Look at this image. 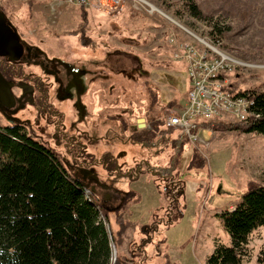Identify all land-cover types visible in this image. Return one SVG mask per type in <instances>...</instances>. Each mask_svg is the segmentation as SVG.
Returning a JSON list of instances; mask_svg holds the SVG:
<instances>
[{
    "label": "rangeland",
    "instance_id": "1",
    "mask_svg": "<svg viewBox=\"0 0 264 264\" xmlns=\"http://www.w3.org/2000/svg\"><path fill=\"white\" fill-rule=\"evenodd\" d=\"M195 2L199 16L191 14L185 0H127L117 15L71 0H0L24 50L40 55L22 62L25 76L13 90L17 105L0 108V126L23 123L80 179L90 172L119 187L143 162L139 184L128 189L142 201L132 211L150 223L171 212L173 224L154 233L150 246L142 245L148 238L129 228L125 245H112L113 262L133 235L127 249L130 264L144 258L149 264H207L217 245H232L218 213L234 208L252 183H264L262 134L216 131L215 122L210 136L202 132L206 142L180 144L178 128L148 140L138 137L151 128L147 108L167 99L187 103L185 65L174 55L178 48L194 44L212 50L210 44L243 63L229 76L233 86L264 91V0ZM83 12L89 18L85 39L75 33L85 22ZM80 72L94 79L91 99L71 86ZM166 163L173 170L163 169ZM153 170L159 174L151 176ZM109 215L114 225L116 215ZM263 250L264 227L249 237L244 263L257 264Z\"/></svg>",
    "mask_w": 264,
    "mask_h": 264
},
{
    "label": "trees",
    "instance_id": "2",
    "mask_svg": "<svg viewBox=\"0 0 264 264\" xmlns=\"http://www.w3.org/2000/svg\"><path fill=\"white\" fill-rule=\"evenodd\" d=\"M185 1L191 14L199 16L195 0ZM83 19L81 31L75 33L85 39L89 22L86 12ZM183 63L186 71L179 68L176 71L186 74L187 99L191 87L187 64ZM177 83L179 88L180 78ZM233 89L240 95H248L254 101L253 109L262 118L249 125L219 121L215 130L264 135V91L237 86ZM181 106L180 100L169 99L155 109L147 108L146 120L151 128L138 137L148 140L171 131L166 124L165 111ZM211 124L200 126L209 128ZM197 131L195 128L194 132ZM86 186L82 179L69 173L55 152L30 135L23 123L0 126V264H130L132 259L119 252L112 261V245L122 247L126 232L136 226L126 215L130 206L139 201L138 193H126L128 198L124 205L114 211L113 225L111 211L95 195H92L93 201L87 199ZM217 216L231 236L232 245H217L207 264H245L249 237L264 227V183H252L234 208ZM165 222L172 224V215ZM148 261V258L140 259L139 264H149ZM257 264H264V250Z\"/></svg>",
    "mask_w": 264,
    "mask_h": 264
},
{
    "label": "built area",
    "instance_id": "3",
    "mask_svg": "<svg viewBox=\"0 0 264 264\" xmlns=\"http://www.w3.org/2000/svg\"><path fill=\"white\" fill-rule=\"evenodd\" d=\"M80 6L93 7L112 15H117L127 0H71ZM137 1V0H136ZM143 1V0H138ZM212 50L202 49L196 45L185 46L175 51L177 60L186 62L190 82L187 103L166 115V124L170 129H181L180 144L189 140L206 142L201 138L204 130L212 129L200 126L202 123L226 121L249 125L260 120L262 115L253 109L254 101L248 95H240L233 89L230 74L243 63L227 56L208 44ZM198 128L197 132L194 129ZM202 130V131H201ZM84 193L93 201L92 193L85 188Z\"/></svg>",
    "mask_w": 264,
    "mask_h": 264
},
{
    "label": "flooded vegetation",
    "instance_id": "4",
    "mask_svg": "<svg viewBox=\"0 0 264 264\" xmlns=\"http://www.w3.org/2000/svg\"><path fill=\"white\" fill-rule=\"evenodd\" d=\"M25 52L26 51L24 50V54L20 60L17 61L11 60L9 57L0 56V73L8 82L12 83V91L17 85V80L25 76L22 62L26 60H39L40 55L36 54L34 49L30 48L26 53ZM80 75H83V73L80 72L76 74V80L71 86L74 84H79L78 82L80 81L78 80L81 78ZM79 89H81V87H79ZM16 105L17 101L15 95L12 101L5 96H0V108L2 110H5L7 107H16ZM88 173L85 174L86 177L84 179L82 178V180L87 184L86 187L91 191L92 195H95L98 200H100L102 204L111 212L120 209L127 200L128 195H124L119 188L110 186L105 181L100 180L98 176L91 177V173ZM105 187L109 188L106 189Z\"/></svg>",
    "mask_w": 264,
    "mask_h": 264
},
{
    "label": "crops",
    "instance_id": "5",
    "mask_svg": "<svg viewBox=\"0 0 264 264\" xmlns=\"http://www.w3.org/2000/svg\"><path fill=\"white\" fill-rule=\"evenodd\" d=\"M91 40L89 41V43L91 44ZM89 74H87V76H86V74H83V76H81V78H79V80L78 81H80V82H78L79 84H74L72 87H81V93H83L85 96H87L89 99H91L93 96H94V93L93 94H88V92H89V90L91 89V86H90V84H91V82L92 81H94V79L93 80H88V77H92L91 75L90 76H88ZM99 87V84L97 83V82H95V87ZM92 90H95V88H92ZM157 100H159L160 101V98H158L157 97ZM167 100H169V99H167ZM167 100H164L165 102L167 101ZM161 102V101H160ZM183 103V102H182ZM162 104V103H161ZM185 105V103L184 104H182V106L181 107H183ZM159 107L160 106V104L159 105H155V107H154V105H153V107H154V109L156 108V107ZM181 107H178L177 108V110L178 109H180ZM147 121V120H146ZM133 131H135V130H138V129H141V127H130ZM204 131H206L207 132V135L208 136H210V132H208L207 130H204ZM201 134H202V132H201ZM202 136V135H201ZM201 138H203V137H201ZM142 163V166H143V162H141ZM141 163H140V168L142 167L141 166ZM150 167V166H149ZM168 167H170L172 170H173V167L172 166H170V164H168V163H166V166L163 168V169H165V168H168ZM140 168L138 169L139 171H137L136 173H137V175L138 174H141V172H140ZM171 169H166V170H171ZM171 170V171H172ZM136 173H135V175H133V177H123L121 180H120V182L117 184V186H119V187H117V188H119L120 190H121V192L125 195L129 190V188L132 186V184L133 183H136L135 185H137V184H139V181H140V179H141V176H142V174L139 176H136ZM134 174V173H133ZM151 174V176H156L157 174H159V171H152V173H150ZM149 174V175H150ZM172 174V173H171ZM175 174H177V173H175ZM145 176H146V174H145ZM174 181H176V180H174ZM174 181H172L173 183H174ZM179 188H182V186H183V183H181V181H180V183H179ZM114 187H116V186H114ZM124 187V188H123ZM126 188V189H125ZM136 193H138V192H136ZM127 195V194H126ZM142 203V201H138V202H136V203H134L132 206H131V210L129 211V213L126 215V217L129 219V220H131L132 222H134V223H136V226L135 227H132L131 228V231H132V234L133 235H135V233H138V235L140 234L141 236H142V238L141 239H143V238H148L149 239V241H144V243H142V245L143 244H147V245H151L150 244V242H151V240H152V236L153 237H155V234L154 233H157L159 230H160V228H162V227H168V225H170L168 222H165V220H168L169 221V219H170V216H171V212H169L168 213V217H167V219H165V218H163L162 219V221L161 222H158V221H155V222H152V223H150V222H144L143 221V217L142 216H139V215H136V213H137V211L135 212V214H134V212L132 211V209H135V208H137L138 206H140L141 207V204ZM155 216V215H154ZM166 223H168V225H166ZM173 224V223H172ZM171 224V225H172ZM166 225V226H165ZM128 235H129V233H128ZM131 236V238L129 239H126V241H127V244H126V248L128 249V244H129V242H134L135 241V236ZM141 239H140V241H141ZM161 241H163V240H161ZM125 245V244H124ZM127 249H123L122 248V253L123 254H126V255H128V253H129V251L127 250ZM139 249H140V251L141 252H143V250H142V248H141V246L139 247ZM147 250L150 252H152V249H148L147 248ZM148 252V253H149ZM150 252V253H151ZM153 252H154V250H153ZM147 254V253H146ZM156 254H157V252H156Z\"/></svg>",
    "mask_w": 264,
    "mask_h": 264
},
{
    "label": "water",
    "instance_id": "6",
    "mask_svg": "<svg viewBox=\"0 0 264 264\" xmlns=\"http://www.w3.org/2000/svg\"><path fill=\"white\" fill-rule=\"evenodd\" d=\"M24 54V45L16 29L7 21L0 10V56L9 57L11 60H20ZM13 85L0 73V96H5L11 101L14 99ZM145 119H139V122ZM87 188V187H85Z\"/></svg>",
    "mask_w": 264,
    "mask_h": 264
}]
</instances>
